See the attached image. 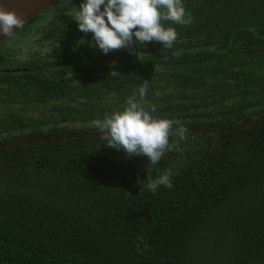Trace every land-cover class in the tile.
Listing matches in <instances>:
<instances>
[{"label":"trees","instance_id":"16d2710c","mask_svg":"<svg viewBox=\"0 0 264 264\" xmlns=\"http://www.w3.org/2000/svg\"><path fill=\"white\" fill-rule=\"evenodd\" d=\"M82 2L0 44V143L99 132L146 80V110L187 132L264 120V0H183L192 23L162 22L171 48L108 54L79 30ZM20 37L38 44L24 60ZM170 143L156 165L102 137L1 149L0 264H264V124ZM166 170L170 188L138 183Z\"/></svg>","mask_w":264,"mask_h":264},{"label":"clouds","instance_id":"9594fccd","mask_svg":"<svg viewBox=\"0 0 264 264\" xmlns=\"http://www.w3.org/2000/svg\"><path fill=\"white\" fill-rule=\"evenodd\" d=\"M74 19L80 31L93 34L94 47L104 54L122 48L131 51L133 46L138 50L139 45L153 41L171 48L178 33L162 22L190 25L193 20L183 0H83ZM23 24L20 15L0 4V35L8 36ZM148 87L146 80L138 89L139 99L136 95L129 97L123 110L105 113L104 119L93 121V125L102 133L105 146L122 150L129 158L147 157L150 164L156 165L175 147L170 143V136L183 138L187 129L179 121L154 117L155 105L150 106L151 111L146 110ZM171 175L170 170L155 179L148 174L138 183L155 193L161 185L172 187Z\"/></svg>","mask_w":264,"mask_h":264},{"label":"water","instance_id":"95a60500","mask_svg":"<svg viewBox=\"0 0 264 264\" xmlns=\"http://www.w3.org/2000/svg\"><path fill=\"white\" fill-rule=\"evenodd\" d=\"M60 0H0V4H3L7 10L15 11L18 15H20L24 19V24L21 28L14 29V32L10 35H0V44L4 41L8 40L18 31L27 26L33 19L37 16L44 14L50 8H52L56 3ZM253 124H264V120H246L243 121L231 128L228 129H205V130H193L186 133L187 136H195L203 133H211V134H226L238 131L239 129ZM102 133L100 132H83L76 134H52V135H40V136H30L18 138L15 140L7 141L0 143V150L5 149L11 146H15L23 143L30 142H38V141H49V140H65V139H74V138H85V137H101ZM175 137H179L178 135L173 134Z\"/></svg>","mask_w":264,"mask_h":264},{"label":"rangeland","instance_id":"374dc122","mask_svg":"<svg viewBox=\"0 0 264 264\" xmlns=\"http://www.w3.org/2000/svg\"><path fill=\"white\" fill-rule=\"evenodd\" d=\"M46 16H48L47 13L44 14V15L42 14V18H45ZM23 29H21L20 31H18L13 36H16V35L21 34L23 32ZM3 43H5V42H3ZM11 46L13 48H16L17 49V51H18L17 52V58L20 59V60L27 59V56H28L29 53L34 52V51H37V49H38V44L36 43V38L35 37H29V38H22V37H20V38H17L16 41H12L11 42Z\"/></svg>","mask_w":264,"mask_h":264},{"label":"flooded vegetation","instance_id":"af4514ba","mask_svg":"<svg viewBox=\"0 0 264 264\" xmlns=\"http://www.w3.org/2000/svg\"><path fill=\"white\" fill-rule=\"evenodd\" d=\"M47 12V11H46ZM46 49H43V51H45Z\"/></svg>","mask_w":264,"mask_h":264}]
</instances>
